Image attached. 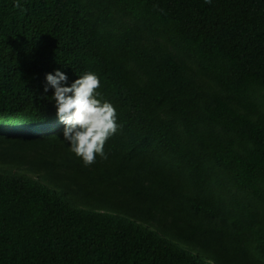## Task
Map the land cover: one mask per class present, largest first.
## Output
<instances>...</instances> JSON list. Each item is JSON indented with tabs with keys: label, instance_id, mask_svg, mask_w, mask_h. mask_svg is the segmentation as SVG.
<instances>
[{
	"label": "trees",
	"instance_id": "obj_1",
	"mask_svg": "<svg viewBox=\"0 0 264 264\" xmlns=\"http://www.w3.org/2000/svg\"><path fill=\"white\" fill-rule=\"evenodd\" d=\"M55 71L98 76L107 159ZM0 163V264H264V0H0Z\"/></svg>",
	"mask_w": 264,
	"mask_h": 264
},
{
	"label": "clouds",
	"instance_id": "obj_2",
	"mask_svg": "<svg viewBox=\"0 0 264 264\" xmlns=\"http://www.w3.org/2000/svg\"><path fill=\"white\" fill-rule=\"evenodd\" d=\"M210 3L211 0H205ZM15 7H19L17 3ZM46 86L43 91L47 93L49 88L54 90L51 99L55 101L56 116L65 126L63 140L69 145V151L79 158L85 166L96 162L97 156L107 159L104 152L106 142L118 131L117 114L114 106L99 99L97 89L100 80L95 73L85 72L79 76L70 86H62L67 83V76L61 71L46 74ZM5 169L0 163V178L11 179L5 174ZM30 173H28L29 175ZM67 196L66 191L57 193ZM73 205L71 201H68ZM80 207V206H79Z\"/></svg>",
	"mask_w": 264,
	"mask_h": 264
},
{
	"label": "rangeland",
	"instance_id": "obj_3",
	"mask_svg": "<svg viewBox=\"0 0 264 264\" xmlns=\"http://www.w3.org/2000/svg\"><path fill=\"white\" fill-rule=\"evenodd\" d=\"M29 176L31 177V173L29 174ZM38 181H40V182H42V183H44L45 185H47V186H50V187H52V188H55V186L54 185H51L49 182L48 183H46L43 179H38ZM54 186V187H53ZM56 190V189H55ZM66 191V190H65ZM57 193H60L58 190L56 191ZM60 197L61 198H63L64 200H66V201H68V198H67V196H63V195H61L60 194ZM73 203V202H72ZM75 204V203H74ZM77 204H79V206L81 207V205L82 204H80L79 202L77 203ZM115 214L117 213V211H113ZM128 219H130V220H133L132 218H130V217H128V216H126ZM139 224H141V225H143V226H147L148 228H150V229H156V227L155 226H153L152 224H146V223H144L143 221H137ZM163 235H165L170 241H172V242H175L176 244H178V245H181V243L182 242H180V240L179 239H177V238H175V237H173L172 235H170L169 233H164ZM208 263H210V261H208V260H206Z\"/></svg>",
	"mask_w": 264,
	"mask_h": 264
}]
</instances>
